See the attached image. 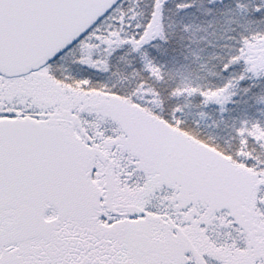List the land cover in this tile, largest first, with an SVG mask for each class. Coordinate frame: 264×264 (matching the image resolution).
<instances>
[{"label": "snow or ice", "instance_id": "1", "mask_svg": "<svg viewBox=\"0 0 264 264\" xmlns=\"http://www.w3.org/2000/svg\"><path fill=\"white\" fill-rule=\"evenodd\" d=\"M0 264H264V0H0Z\"/></svg>", "mask_w": 264, "mask_h": 264}]
</instances>
